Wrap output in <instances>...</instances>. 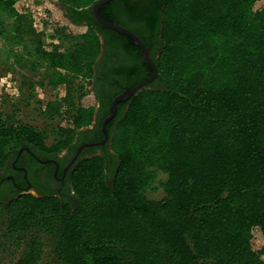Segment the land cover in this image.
Masks as SVG:
<instances>
[{
    "label": "trees",
    "instance_id": "16d2710c",
    "mask_svg": "<svg viewBox=\"0 0 264 264\" xmlns=\"http://www.w3.org/2000/svg\"><path fill=\"white\" fill-rule=\"evenodd\" d=\"M18 1L0 0V69L45 71L67 92L46 109L51 135L15 106L0 112V194L20 150L34 163L65 151L72 161L105 139L114 99L155 73L132 38L96 20L100 0H43L52 50ZM132 5L114 0L100 14L132 30ZM154 6L149 32L133 31L158 77L119 103L109 141L83 149L66 190L0 196V252H19L16 264H40L47 249L55 264H264V0ZM105 46L113 60L99 83ZM160 173L165 196L153 200Z\"/></svg>",
    "mask_w": 264,
    "mask_h": 264
},
{
    "label": "rangeland",
    "instance_id": "374dc122",
    "mask_svg": "<svg viewBox=\"0 0 264 264\" xmlns=\"http://www.w3.org/2000/svg\"><path fill=\"white\" fill-rule=\"evenodd\" d=\"M40 1V3L38 2ZM19 11H31L34 18L39 23V28L43 33L45 46L48 50H52L59 43L58 40L51 37L52 30L47 26H43L41 20L42 11L47 13L48 6L43 0H26L18 5ZM24 12V13H26ZM50 24V23H49ZM45 71L37 74L27 73L25 71L12 69L5 71L0 69V112H9L15 108L18 109V119L23 123H27L38 130L46 131L47 135H51L57 122H52L47 117L46 109L50 102L59 101L66 95V86L61 85L53 88L47 84L44 75ZM55 139L54 135L48 137V143L52 144ZM167 176L163 173L159 174L158 182L149 190L148 197L153 200H160L165 196L162 183L166 181ZM20 253L13 250L0 252V264H16ZM40 264H55L51 258L50 251L47 249L43 261Z\"/></svg>",
    "mask_w": 264,
    "mask_h": 264
},
{
    "label": "flooded vegetation",
    "instance_id": "af4514ba",
    "mask_svg": "<svg viewBox=\"0 0 264 264\" xmlns=\"http://www.w3.org/2000/svg\"><path fill=\"white\" fill-rule=\"evenodd\" d=\"M133 5L132 7L137 9L138 19L131 21L130 28L138 31L149 32L148 22L146 21V16L152 11V17L154 14L158 15L159 7L154 6L156 0H131ZM156 8V9H155ZM158 11V12H157ZM156 15V18H157ZM144 19V20H143ZM131 30V29H130ZM136 33V32H135ZM137 34V33H136ZM110 60L112 57L108 55L106 46L103 49V53L98 60L97 70L99 73V83H102V76L108 70L110 66ZM101 74V75H100ZM27 152L28 148H25ZM24 150H20L18 157H22L20 165H16L14 162L13 169L10 171V174L7 176L6 180L12 181V186L5 188L0 196L5 198H11L12 195L16 193H47L54 191H64L67 189V172L65 170L69 169L71 163L69 151H65L58 160L50 163H34L33 160L36 159L35 155L30 153V156L23 154ZM30 152V151H29ZM73 160V159H72ZM37 161V160H35Z\"/></svg>",
    "mask_w": 264,
    "mask_h": 264
},
{
    "label": "water",
    "instance_id": "95a60500",
    "mask_svg": "<svg viewBox=\"0 0 264 264\" xmlns=\"http://www.w3.org/2000/svg\"><path fill=\"white\" fill-rule=\"evenodd\" d=\"M112 1H114V0H100L92 7V10H93V13H94V16H95L96 20L101 25H103L104 27H106L108 29H112V30L118 31L119 33H122V34L127 35L130 38H132L135 41V43L142 48L143 54H144V57H145L147 63L151 67H153L155 73H154L152 78L140 83L139 85H137V86H135V87H133L131 89H126L124 92L119 94L114 99L113 106H112L113 107L112 108V114L110 116H108L103 122V130H104V133H105V139L103 141H99V142L83 144L79 148L77 154L74 156V158L71 161L69 167L76 162V160L79 158V156H80V154H81V152L83 151L84 148L92 147V146H101V145L106 144L109 141L110 134H109V130H108V124L117 115L119 103L128 100L129 98L137 95L142 90L148 88V86L151 83H153L156 80V78L158 77V70H157V67H156L155 63L153 62V60L151 58L150 51H149L146 43L138 36V34H136L134 31L130 30L127 27L121 26V25L116 24V23H111V22L105 20L101 16V14H100L101 8H103L105 5H107L108 3L112 2ZM40 162L41 163H52V162H54V160H47V161L40 160ZM67 170L68 169L65 170V174H66Z\"/></svg>",
    "mask_w": 264,
    "mask_h": 264
},
{
    "label": "built area",
    "instance_id": "2783aa9c",
    "mask_svg": "<svg viewBox=\"0 0 264 264\" xmlns=\"http://www.w3.org/2000/svg\"><path fill=\"white\" fill-rule=\"evenodd\" d=\"M24 1H26V0L18 1V3L16 4V8H18L19 4L24 3ZM19 12L24 13V12H26V9L24 11H19ZM41 20H42L43 26H47L49 28L48 16H47L46 12H44V11H42V13H41Z\"/></svg>",
    "mask_w": 264,
    "mask_h": 264
},
{
    "label": "crops",
    "instance_id": "0c3cea01",
    "mask_svg": "<svg viewBox=\"0 0 264 264\" xmlns=\"http://www.w3.org/2000/svg\"><path fill=\"white\" fill-rule=\"evenodd\" d=\"M18 3V2H17Z\"/></svg>",
    "mask_w": 264,
    "mask_h": 264
}]
</instances>
